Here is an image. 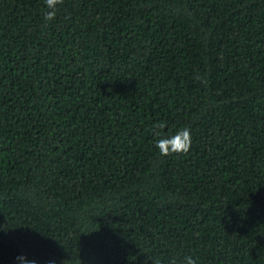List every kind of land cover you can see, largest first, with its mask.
Returning <instances> with one entry per match:
<instances>
[{"label":"trees","instance_id":"16d2710c","mask_svg":"<svg viewBox=\"0 0 264 264\" xmlns=\"http://www.w3.org/2000/svg\"><path fill=\"white\" fill-rule=\"evenodd\" d=\"M56 8L0 0V264H264V0Z\"/></svg>","mask_w":264,"mask_h":264},{"label":"clouds","instance_id":"9594fccd","mask_svg":"<svg viewBox=\"0 0 264 264\" xmlns=\"http://www.w3.org/2000/svg\"><path fill=\"white\" fill-rule=\"evenodd\" d=\"M63 3V0H45V4L50 11L45 14L46 20H53L56 16L58 4ZM196 80H201L203 83H207V80L202 78L199 74L195 76ZM166 122H157L154 125V135L160 137L156 140V147L162 156H168L174 153H187L192 145V135L190 127H183L175 132L171 136H162L161 131L166 127ZM20 264H37V261L29 260L25 256L17 257ZM49 264H55L54 261H49ZM169 264H177V260L173 258L169 261ZM182 264H197V260L192 256H185Z\"/></svg>","mask_w":264,"mask_h":264}]
</instances>
